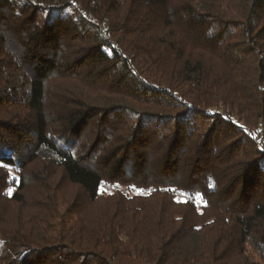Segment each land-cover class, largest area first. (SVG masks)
I'll return each mask as SVG.
<instances>
[{"label":"trees","instance_id":"obj_1","mask_svg":"<svg viewBox=\"0 0 264 264\" xmlns=\"http://www.w3.org/2000/svg\"><path fill=\"white\" fill-rule=\"evenodd\" d=\"M264 264V0H0V264Z\"/></svg>","mask_w":264,"mask_h":264},{"label":"rangeland","instance_id":"obj_2","mask_svg":"<svg viewBox=\"0 0 264 264\" xmlns=\"http://www.w3.org/2000/svg\"><path fill=\"white\" fill-rule=\"evenodd\" d=\"M246 252L256 264H261L259 257L252 251L251 248L248 247Z\"/></svg>","mask_w":264,"mask_h":264}]
</instances>
